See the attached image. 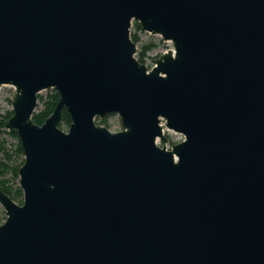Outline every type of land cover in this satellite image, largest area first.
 Returning <instances> with one entry per match:
<instances>
[{
	"label": "water",
	"instance_id": "95a60500",
	"mask_svg": "<svg viewBox=\"0 0 264 264\" xmlns=\"http://www.w3.org/2000/svg\"><path fill=\"white\" fill-rule=\"evenodd\" d=\"M134 20L174 45L150 70ZM3 85L24 164L0 264H264V0H0Z\"/></svg>",
	"mask_w": 264,
	"mask_h": 264
},
{
	"label": "rangeland",
	"instance_id": "374dc122",
	"mask_svg": "<svg viewBox=\"0 0 264 264\" xmlns=\"http://www.w3.org/2000/svg\"><path fill=\"white\" fill-rule=\"evenodd\" d=\"M133 22L130 30L131 35L136 32ZM137 36L139 38V40L137 41L139 54L147 50L144 54L143 61L146 63L147 68L149 70L154 67L155 61L157 59H159L164 53L168 52V49L174 50L173 43L171 41H165L160 35L150 34L146 31L141 30L137 32ZM54 90L52 88L44 90L38 95L40 96L41 100H38V105L35 112L43 109L44 101H46L48 97L53 94ZM15 94L16 89L11 85H3L0 89V143H5L6 147L11 150L16 148L19 139L13 136L11 134L12 132H10L6 128V123L9 120V118H7V115L12 110V102L15 97ZM4 122L5 125H1ZM96 123H107L109 129L123 127L121 117L118 114L97 117ZM165 135L168 138V142L165 143L166 147L168 146V149H171L174 144H177L182 139H184V136L182 134L170 130H166ZM158 143L160 146H165V144H163L161 140H159ZM5 218V210L0 205V222L3 221Z\"/></svg>",
	"mask_w": 264,
	"mask_h": 264
},
{
	"label": "trees",
	"instance_id": "16d2710c",
	"mask_svg": "<svg viewBox=\"0 0 264 264\" xmlns=\"http://www.w3.org/2000/svg\"><path fill=\"white\" fill-rule=\"evenodd\" d=\"M134 26L136 32L131 35L132 40L137 43L139 40L137 36V32L141 31V25L139 22L134 21ZM147 50L140 53L137 58L141 63H143L144 54ZM54 90V89H53ZM59 94L56 90L53 91V94L48 97L46 101H44L43 109L35 112L33 114V122L42 125L45 120L53 113L56 104L59 101ZM38 100H41L40 96H38ZM13 115V111L11 110L7 118H10ZM104 120V119H103ZM6 122V121H5ZM5 122L1 125H5ZM71 123V118L68 113L63 110V118L59 124L60 128H69ZM18 139L16 133H11ZM24 164V154L23 148L20 140L18 139V143L16 148L11 150L6 147V144L0 143V190L4 191L10 198H12L18 204H22L23 202V191L19 186V169Z\"/></svg>",
	"mask_w": 264,
	"mask_h": 264
},
{
	"label": "built area",
	"instance_id": "2783aa9c",
	"mask_svg": "<svg viewBox=\"0 0 264 264\" xmlns=\"http://www.w3.org/2000/svg\"><path fill=\"white\" fill-rule=\"evenodd\" d=\"M163 124H164V123H163ZM165 147H166V144H165ZM166 148H168V146H167Z\"/></svg>",
	"mask_w": 264,
	"mask_h": 264
}]
</instances>
